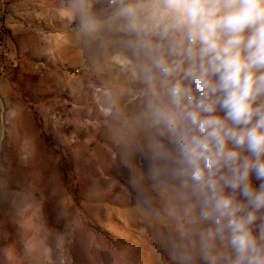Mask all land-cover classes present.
I'll use <instances>...</instances> for the list:
<instances>
[{"label": "clouds", "instance_id": "clouds-1", "mask_svg": "<svg viewBox=\"0 0 264 264\" xmlns=\"http://www.w3.org/2000/svg\"><path fill=\"white\" fill-rule=\"evenodd\" d=\"M69 0L137 106L119 158L168 264H264V0Z\"/></svg>", "mask_w": 264, "mask_h": 264}, {"label": "rangeland", "instance_id": "rangeland-1", "mask_svg": "<svg viewBox=\"0 0 264 264\" xmlns=\"http://www.w3.org/2000/svg\"><path fill=\"white\" fill-rule=\"evenodd\" d=\"M68 3L11 0L2 21L0 264H168L115 163L138 85Z\"/></svg>", "mask_w": 264, "mask_h": 264}, {"label": "built area", "instance_id": "built-area-1", "mask_svg": "<svg viewBox=\"0 0 264 264\" xmlns=\"http://www.w3.org/2000/svg\"><path fill=\"white\" fill-rule=\"evenodd\" d=\"M11 0H0V32L3 29V18L6 16V14L9 11V5Z\"/></svg>", "mask_w": 264, "mask_h": 264}]
</instances>
